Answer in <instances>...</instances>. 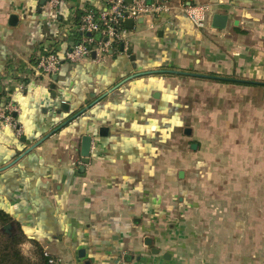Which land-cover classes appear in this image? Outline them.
<instances>
[{
	"label": "crops",
	"instance_id": "1",
	"mask_svg": "<svg viewBox=\"0 0 264 264\" xmlns=\"http://www.w3.org/2000/svg\"><path fill=\"white\" fill-rule=\"evenodd\" d=\"M102 6L0 0V102L17 106L22 132L0 127V209L20 223L23 245L34 249V239L62 264H264V237H216L240 222L195 197L210 164L205 144L227 117L244 136L252 119L264 121V86L191 74L264 82V0H173L125 27L122 51L61 59L55 79L36 73L39 55L63 57L79 39L76 11ZM215 13L227 15L224 28L212 26Z\"/></svg>",
	"mask_w": 264,
	"mask_h": 264
},
{
	"label": "rangeland",
	"instance_id": "2",
	"mask_svg": "<svg viewBox=\"0 0 264 264\" xmlns=\"http://www.w3.org/2000/svg\"><path fill=\"white\" fill-rule=\"evenodd\" d=\"M234 96L239 97L238 94ZM234 124L237 125V122L229 117L222 119L220 126L223 128L220 129L223 133L218 141L205 144L210 164L208 174L198 177L195 201L205 207L213 204L209 212L228 211L229 214H225L230 215V220L240 223H232L233 227L228 229L223 224L218 226L221 234L216 233V237L228 236L226 233L229 230L242 242L244 235H252L253 240L264 237V121L252 119L250 124L253 126L247 136L240 132L243 128L239 130ZM228 126L232 127L234 136L226 128ZM243 126L246 128V121ZM245 138H248L247 141ZM2 229L0 223V233H3ZM18 247L25 257L36 260L33 248L23 245V242Z\"/></svg>",
	"mask_w": 264,
	"mask_h": 264
},
{
	"label": "built area",
	"instance_id": "3",
	"mask_svg": "<svg viewBox=\"0 0 264 264\" xmlns=\"http://www.w3.org/2000/svg\"><path fill=\"white\" fill-rule=\"evenodd\" d=\"M63 0H49L51 7H56ZM173 0H103L100 9H87L82 14L76 32L79 39L72 44L63 57L53 50L38 56L34 70L38 74L50 76L58 71L61 59L71 63L90 59L96 62L104 60L105 55L120 44H124L126 28L124 20L131 18L155 17L171 9ZM99 37H96V34ZM92 53L94 55L92 56ZM17 106L10 100L0 102V127H9L17 136L22 134L21 127L16 120ZM44 255L50 263H63L60 257L53 256L43 249Z\"/></svg>",
	"mask_w": 264,
	"mask_h": 264
},
{
	"label": "trees",
	"instance_id": "4",
	"mask_svg": "<svg viewBox=\"0 0 264 264\" xmlns=\"http://www.w3.org/2000/svg\"><path fill=\"white\" fill-rule=\"evenodd\" d=\"M88 9L94 10V8L91 7H89ZM84 12V10L76 11L74 16L75 24H78ZM188 73H190V70ZM200 76L223 84L264 86V83L256 81L254 82L228 74L206 72L205 75ZM0 223L2 224L3 228V233H0V242L2 243V246L0 247V264H61L56 262L50 263L48 261V258L43 253L42 246L34 239L30 240L34 244V254L36 256V260L31 261L29 258L25 257L18 246L24 240H27L29 238L25 235L20 223L12 220V218L7 214V212L1 209Z\"/></svg>",
	"mask_w": 264,
	"mask_h": 264
},
{
	"label": "water",
	"instance_id": "5",
	"mask_svg": "<svg viewBox=\"0 0 264 264\" xmlns=\"http://www.w3.org/2000/svg\"><path fill=\"white\" fill-rule=\"evenodd\" d=\"M126 2H130L131 0H125ZM15 21L16 20V16L15 15H11L10 16V22L12 21ZM139 22H142V18H139L138 19ZM226 21H227V15L226 14H222V13H215L213 14L212 16V26L215 27V28H224L225 27V24H226ZM15 23V22H14ZM124 24H125V27L128 28V29H131L133 27V24H134V20L131 19V18H128V19H125L124 20ZM96 37H99V34L97 33L96 34ZM119 49L122 51L123 50V44H120L119 45ZM128 53H130V51L128 50L127 51ZM94 55V53H92V56ZM133 58V56H132ZM173 72H176L173 70ZM188 73V72H187ZM191 74H195V75H203V74H197V73H191ZM53 78L55 79L56 78V74H53ZM264 83V82H262ZM186 133H190L191 130L190 128H186L185 130ZM51 133H48V134H45L43 137H41L39 140H37L35 143H33L31 146H29L27 149H25L24 153L30 151L31 149H33L35 146H37L38 144H40L47 136H49ZM90 144H91V136L89 135H83L81 137V142H80V155L82 157V162L85 164L88 162L89 160V154H90ZM192 147L194 148L196 146L195 143H192L191 144ZM179 176L182 177L183 176V173L182 171L179 172ZM145 244L146 245H151V238L149 237H146L145 238ZM154 253H157L158 252V249L156 248H153L152 249ZM79 254H81V252H79ZM164 257L165 258H169L166 256V254H164ZM125 259L126 260H130L131 259V256H125Z\"/></svg>",
	"mask_w": 264,
	"mask_h": 264
}]
</instances>
